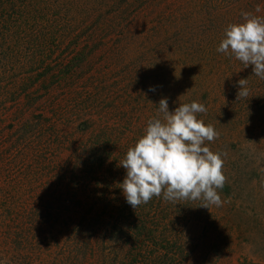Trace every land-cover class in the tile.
Segmentation results:
<instances>
[{
	"label": "trees",
	"instance_id": "1",
	"mask_svg": "<svg viewBox=\"0 0 264 264\" xmlns=\"http://www.w3.org/2000/svg\"><path fill=\"white\" fill-rule=\"evenodd\" d=\"M243 12L264 17V0H0V168L20 166L11 194L41 200L48 252L63 240L92 264H222L244 217L262 240L264 79L217 51ZM162 98L207 108L221 206L127 203L119 163Z\"/></svg>",
	"mask_w": 264,
	"mask_h": 264
},
{
	"label": "clouds",
	"instance_id": "2",
	"mask_svg": "<svg viewBox=\"0 0 264 264\" xmlns=\"http://www.w3.org/2000/svg\"><path fill=\"white\" fill-rule=\"evenodd\" d=\"M242 16L243 23L227 27L217 51L230 53L245 67L253 65L254 75L264 79V17L248 12ZM238 84L237 98H247L248 80L240 79ZM206 112L204 104L196 101L179 104L170 112L167 98L160 99L162 118L148 121L144 135L119 163L126 169L121 189L133 209L161 195L169 202L201 200V206L208 209L222 205L217 190L226 182L224 160L205 146V141H214L219 133L197 118Z\"/></svg>",
	"mask_w": 264,
	"mask_h": 264
},
{
	"label": "rangeland",
	"instance_id": "3",
	"mask_svg": "<svg viewBox=\"0 0 264 264\" xmlns=\"http://www.w3.org/2000/svg\"><path fill=\"white\" fill-rule=\"evenodd\" d=\"M19 171L20 166L12 162L0 168V264H92V260L83 259L79 251L67 248L63 240L48 252L52 240L39 219L43 212L41 200L11 194V185L20 179ZM260 198L256 212L264 218V196ZM34 216L37 221L31 222ZM256 220L243 218L246 225L233 235L230 244L233 254L229 253L225 259L227 254L222 264H264V235L259 239Z\"/></svg>",
	"mask_w": 264,
	"mask_h": 264
}]
</instances>
